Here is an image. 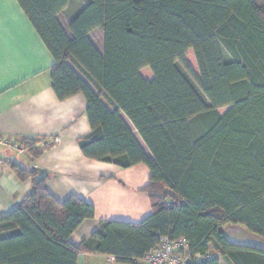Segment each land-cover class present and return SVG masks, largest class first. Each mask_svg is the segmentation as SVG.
<instances>
[{
	"label": "trees",
	"instance_id": "16d2710c",
	"mask_svg": "<svg viewBox=\"0 0 264 264\" xmlns=\"http://www.w3.org/2000/svg\"><path fill=\"white\" fill-rule=\"evenodd\" d=\"M17 1L55 60L57 97L87 100L83 156L121 169L144 164L152 213L102 222L75 247L70 237L94 206L57 201L46 174L14 165L33 189L0 219V264H77L82 254L135 264L162 237L187 240L188 264H264V250L224 233L241 226L264 240V0H77L67 29L59 18L72 0ZM96 31L103 53L90 38ZM39 144L22 145L34 158L53 146Z\"/></svg>",
	"mask_w": 264,
	"mask_h": 264
},
{
	"label": "crops",
	"instance_id": "0c3cea01",
	"mask_svg": "<svg viewBox=\"0 0 264 264\" xmlns=\"http://www.w3.org/2000/svg\"><path fill=\"white\" fill-rule=\"evenodd\" d=\"M81 9L72 0L62 15L70 21ZM54 64L18 1L0 0V138L17 144L40 142V149L53 144L36 158L0 146V219L9 216L33 189L31 181L17 177L13 166L40 169L48 176L47 189L57 201L76 196L95 208V216L70 237V243L78 247L102 222L140 223L151 215L150 199L142 192L151 172L144 164L121 169L83 156L79 141L91 133L88 103L82 94L63 101L57 97L51 80ZM224 233L233 244L264 250V240L241 226H226ZM77 264L118 263L108 256L82 254Z\"/></svg>",
	"mask_w": 264,
	"mask_h": 264
},
{
	"label": "built area",
	"instance_id": "2783aa9c",
	"mask_svg": "<svg viewBox=\"0 0 264 264\" xmlns=\"http://www.w3.org/2000/svg\"><path fill=\"white\" fill-rule=\"evenodd\" d=\"M0 146L9 148L21 155L27 153L22 144L10 142L3 138H0ZM188 254L189 244L186 239L171 240L168 237H162L160 243L135 264H188L190 262ZM210 258V256H196L198 261Z\"/></svg>",
	"mask_w": 264,
	"mask_h": 264
},
{
	"label": "rangeland",
	"instance_id": "374dc122",
	"mask_svg": "<svg viewBox=\"0 0 264 264\" xmlns=\"http://www.w3.org/2000/svg\"><path fill=\"white\" fill-rule=\"evenodd\" d=\"M73 9L74 8L70 9L71 13H72ZM59 20H60L61 24L64 26V28L67 29V25L69 24V20L64 15H60ZM90 38H91L92 42L94 43V45L97 47V49L101 53H103V49H104L103 48L104 47L103 33L101 31H96L90 35ZM186 60H187V63L189 64V66L191 67L192 71L194 72V74L199 76L200 71H199V67H198V64H197V61H196V58H195L193 51H190L188 53ZM181 70L186 75H189V74H187L185 69L181 68ZM141 74L145 79H148V80H152L154 78L150 69L142 70ZM226 111H227V109H223V110H220V113L224 114ZM193 128L195 129V126H193Z\"/></svg>",
	"mask_w": 264,
	"mask_h": 264
},
{
	"label": "water",
	"instance_id": "95a60500",
	"mask_svg": "<svg viewBox=\"0 0 264 264\" xmlns=\"http://www.w3.org/2000/svg\"><path fill=\"white\" fill-rule=\"evenodd\" d=\"M37 170L41 171L40 169H37Z\"/></svg>",
	"mask_w": 264,
	"mask_h": 264
}]
</instances>
